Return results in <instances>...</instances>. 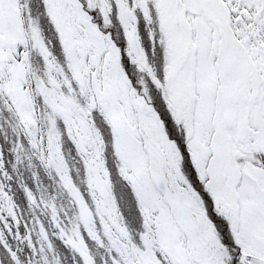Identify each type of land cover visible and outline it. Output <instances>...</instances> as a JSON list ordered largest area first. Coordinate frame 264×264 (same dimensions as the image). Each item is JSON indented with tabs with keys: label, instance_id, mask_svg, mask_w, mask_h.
<instances>
[{
	"label": "snow or ice",
	"instance_id": "snow-or-ice-1",
	"mask_svg": "<svg viewBox=\"0 0 264 264\" xmlns=\"http://www.w3.org/2000/svg\"><path fill=\"white\" fill-rule=\"evenodd\" d=\"M0 108L15 120L12 170L38 162L58 178L54 195L23 188L32 218L21 234L0 153L3 264H60L56 240L76 264H96L93 248L104 264H264V0H0ZM65 194L79 213L67 221Z\"/></svg>",
	"mask_w": 264,
	"mask_h": 264
},
{
	"label": "rangeland",
	"instance_id": "rangeland-1",
	"mask_svg": "<svg viewBox=\"0 0 264 264\" xmlns=\"http://www.w3.org/2000/svg\"><path fill=\"white\" fill-rule=\"evenodd\" d=\"M40 11L41 12L43 11L42 7H41ZM34 15H35V12H34ZM114 15H113V25L115 23ZM39 22H40V27L42 29V32H43V35L45 36V38L46 39L52 38V29H51V25L48 23L47 18L45 16L41 15L39 17ZM115 25H116V27H115ZM115 25H114L113 29H111V31H114V32L119 31V25L117 26L116 23H115ZM139 35L141 37L142 46H143L145 52L147 53L148 62L155 67H159L160 66L159 51L157 50V55L154 57L153 53H152V44L149 40L148 31H147V28H146L144 22H142V21L140 24ZM120 38H121V42H123L122 31L120 32ZM52 44H53V46H52L53 53L57 56V59L61 63H63V56L60 52L58 42L53 40ZM31 63H32V66H33V69L35 70V72L42 76L43 75V68H44L43 62L40 59L39 55H37L35 52L32 55ZM136 75L142 79H145V81L147 83L145 75H141L138 72L136 73ZM147 86L149 88H151V84H147ZM42 122H44V121L42 120ZM10 124H11V119L9 118V116L8 115L2 116L0 114V134L2 135V137L5 134H9L11 132ZM12 126H13V123H12ZM43 127L45 129V124L43 125ZM62 127L63 126L61 125V128ZM62 140L64 141V152L66 155L65 160L68 162L69 167L72 170L71 174H72L73 180H74V182H76L78 184V186L82 187L81 182L85 179L82 162L78 161L77 160L78 158L74 156L73 147L66 140V135L62 137ZM14 144H15V142L12 143V146H14ZM25 146L27 147V144H25ZM5 156H6L5 157V163L6 164L8 163L7 167L10 169L12 167V165L15 163L14 153H12V155H10L6 151ZM34 163L36 166L32 169L28 168L27 164H25L23 167L18 166L19 173L22 175H25L30 180L35 178L38 183H35L34 185L39 184L40 187L46 188L50 195L56 194L55 188H54V179H58V178H55V175H53V177L51 179L48 178V175H46V174L44 175L40 171V169L37 165V162H34ZM33 173H35V177H34ZM112 186H113V192H114L116 200H117V204L121 207V210L125 211V215L127 218L126 207L122 203V200H121V182L114 178L112 181ZM14 199H15L16 205H20V214L22 216H24V219L31 224L32 209L29 207V203L27 201V198H26V195H25L23 189H21V191H19V194H16ZM56 206L58 209L61 210V215L66 221L73 219L75 216H77L79 214L77 207L74 204H72V202H71L70 198L67 196V194H65L63 196V198H60L59 196H57ZM130 227H131L133 232L136 230L135 226H130ZM33 240L35 241V236L33 237ZM55 243L59 244L58 241H56ZM58 249H60V248H58ZM58 249L56 250V254L60 259V264H64L63 263L64 259L67 260L66 264H76V261H78V259H79L78 257L74 258V256H69V255L63 254V252H58ZM93 252L96 255L97 264H102V262H99V260H98V255L104 254V250L101 249V250L97 251L95 248H93ZM23 253L27 254L29 257L32 256L29 252L25 251Z\"/></svg>",
	"mask_w": 264,
	"mask_h": 264
},
{
	"label": "trees",
	"instance_id": "trees-1",
	"mask_svg": "<svg viewBox=\"0 0 264 264\" xmlns=\"http://www.w3.org/2000/svg\"><path fill=\"white\" fill-rule=\"evenodd\" d=\"M114 17H115V15H114ZM115 19H116V18H114V21H115V23H116L117 26H118V22H117ZM141 21L144 22L142 18H141V20H140V24H141ZM115 23H114V25H115ZM140 24H139V32H140ZM115 27H116V25H115ZM53 48H54V47H53ZM138 77H139V76H138ZM139 78H140V77H139ZM0 114H1L2 116H4V115H8L9 118L11 119V124H10V126H11V127H10L11 132H10L9 134H5L3 137H2V135L0 134V153L3 154L4 161H5V157H6V156H5V152L7 151L10 155H12V153H13V152H12V148H13L12 143H13V142L16 143L18 137H17V133L13 131V128L15 127V120H14V118L12 117V115H11L10 113H8L7 111L3 110L2 108H0ZM37 115H38V117H40V115H41V114H40V110H39V108L37 109ZM12 123H13V126H12ZM44 124H45V123L42 122V119H41V120L38 122V127L41 129V128L43 127ZM43 129H44V127H43ZM41 131H42V129H41ZM19 139L23 140V136H22V134L19 136ZM66 140H67L68 142H71V141L68 139L67 136H66ZM25 144H26V141H25ZM73 150H74V156L77 157V158L79 159V156L77 155V152H76L75 146H73ZM62 152H63V154H64V158H66V155H65V152H64V141H63V140H62ZM7 164H8V163H7ZM7 164L5 163V167H6V169L8 170L9 174L12 176V179H11L10 181H7L6 183H7V187H8V189L10 190V195L13 196V199H14V197L16 196V194H19V191H21V189H23L24 187H28V188L31 189L35 194L38 195V193H37V189L40 188V185H39V184L34 185L35 183H38L37 180H36L35 178L32 179V180H30V179H28L25 175L20 174V173H19V168H18V166L16 167V170H15V171L12 170V167L9 169V168L7 167ZM37 165H38L40 171H41L44 175L47 174V173L42 169V167L39 166L38 162H37ZM111 194H112V196H113L115 202L117 203V200L115 199V196H114V194H113V190H112V193H111ZM14 202H15V199H14ZM17 208H18V210H19V212H20V205H17ZM24 223L29 224V226L31 225L28 221H26V220L24 219V222L19 226V231H20L21 234H23L24 231H25V229H24ZM15 231H16V229L14 228V229H13V232L15 233ZM56 241H58V240H56ZM56 241H55V242H56ZM55 242H54V243H55ZM58 242H59V244L55 243L56 250H57L58 248H60V249H58V252H63V254H66V255H69V256H74V254L71 253V251H70L69 249H67V248L64 247V245L62 244V242H60V241H58ZM22 247H23V252L26 251V252H29V253L32 255L31 250L28 249L26 245H25V246H22ZM62 250H63V251H62ZM22 255H24L25 258H30L27 254L22 253ZM104 255H105V251H104V254H102V255H98V260H99V262H102V264H104ZM66 262H67V260L64 259V260H63V263L66 264ZM0 264H3V261H2V260H0ZM96 264H97V261H96Z\"/></svg>",
	"mask_w": 264,
	"mask_h": 264
}]
</instances>
